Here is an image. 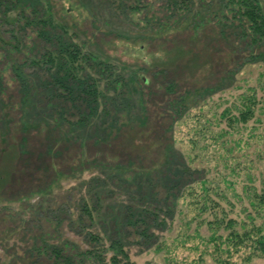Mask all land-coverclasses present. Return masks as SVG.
<instances>
[{
    "label": "rangeland",
    "instance_id": "rangeland-1",
    "mask_svg": "<svg viewBox=\"0 0 264 264\" xmlns=\"http://www.w3.org/2000/svg\"><path fill=\"white\" fill-rule=\"evenodd\" d=\"M243 30L218 0H0V264H264Z\"/></svg>",
    "mask_w": 264,
    "mask_h": 264
},
{
    "label": "trees",
    "instance_id": "trees-1",
    "mask_svg": "<svg viewBox=\"0 0 264 264\" xmlns=\"http://www.w3.org/2000/svg\"><path fill=\"white\" fill-rule=\"evenodd\" d=\"M218 1L221 4V8H223V10L228 11L231 14V17L234 18V20L235 18H238L239 21L244 20L247 23V31L243 30V34L246 36L247 42L257 46L259 43L264 41V3L262 0H218ZM174 107L178 109L180 108V106L177 103L174 104ZM250 113H251V109L250 107H248L247 109H245V118H242V120L246 121L247 119L246 115ZM214 220L217 223V226H219L221 223H223L224 217L223 216L216 217ZM226 226L227 228L230 229L233 228L234 227L233 220L229 218L226 222ZM249 236L250 235L246 234V238H248ZM242 237L243 235H241V233H239L238 231H232L230 233V236L227 237V239L230 240L235 247H237V244L235 242H240L242 240L240 238ZM216 238L219 239V235L216 236ZM222 241L223 240H221V242ZM256 243L258 244L259 249L264 253V237L256 239ZM110 247L113 250V254L110 257V259H112L113 264H119V262L121 261H122L121 264H133L129 260L128 255L118 244L113 243ZM53 251H57V250L53 249ZM87 254L92 256L94 253L89 251ZM56 256H58L57 253Z\"/></svg>",
    "mask_w": 264,
    "mask_h": 264
}]
</instances>
